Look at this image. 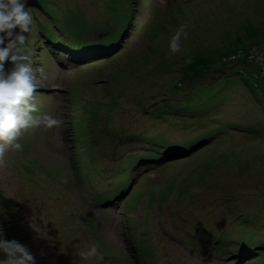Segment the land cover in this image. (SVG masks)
Here are the masks:
<instances>
[{
    "label": "rangeland",
    "instance_id": "rangeland-1",
    "mask_svg": "<svg viewBox=\"0 0 264 264\" xmlns=\"http://www.w3.org/2000/svg\"><path fill=\"white\" fill-rule=\"evenodd\" d=\"M48 2L59 4L60 12H76L78 32L89 23L92 27L99 15L117 17L127 0ZM131 11L123 43L106 58L91 55L90 48L71 63L52 59L54 46L45 44L34 17L33 32L26 34L40 81L36 102L56 97L61 104L55 118L62 123L29 129L20 138L23 150L9 151L0 162V230L5 239L26 245L37 264H96L80 255L89 244L103 254L100 264H222L214 248L221 243L204 235L201 225L234 236L239 227L223 219L239 204L252 207L239 214L242 223H250L253 214L264 222V74L247 59L219 62L224 51L264 42V0H138ZM111 22L107 32L121 21L110 30ZM182 24L187 36L182 51L173 55L169 43ZM96 39L90 45H97ZM216 67L224 68L225 77L212 72ZM232 67L236 73H229ZM69 97L82 99L88 108L85 124L71 107L79 144L73 127L63 121ZM159 99L157 109L166 110L165 118L148 117L136 132L148 138L165 130L167 143H179V137L193 151L160 158L156 168L143 166L130 190L117 193L114 183L102 179V167L120 172L131 144L124 128L135 129L147 114L144 109ZM110 123L113 130L106 127ZM79 145L99 163L84 166ZM248 261L253 262L237 264H264V254Z\"/></svg>",
    "mask_w": 264,
    "mask_h": 264
},
{
    "label": "trees",
    "instance_id": "trees-1",
    "mask_svg": "<svg viewBox=\"0 0 264 264\" xmlns=\"http://www.w3.org/2000/svg\"><path fill=\"white\" fill-rule=\"evenodd\" d=\"M137 1L138 0H127L126 7L119 9L120 12H118L117 17L118 16L120 17L118 18V20H117V17H114L113 15L109 13H106L105 17H101V15H99L96 18H93L92 27H91V23H89L88 24L89 26H83L78 32L76 30V26H74V22L77 19L78 14L76 12L74 13V11L71 8L68 9V11L65 10L64 12L63 11L60 12L59 10L60 5L49 3L48 0H27V6L31 9L32 15L34 19L37 21V23H40V30L42 34L46 35V38L49 41L48 46H51V45L55 46L56 43L59 42L60 47L62 48L64 47V49H66L65 46L69 47L68 51L70 52L71 56H74L76 54H81V53H82V56H86L90 52H92L89 50L91 48L93 49V52H94L91 55H103L100 58H103V57L106 58L107 54H111V52H114V50L118 48L120 44L123 43L120 41V38L122 37L124 32H126V30L128 29V25L130 26V22L132 19L131 9L133 10L135 2ZM142 1L144 2L145 0H142ZM41 10L43 12V15L39 13ZM155 10L157 11V9L153 8L150 10V12L154 14ZM95 14H99V12H96ZM109 15L112 20V22L110 23V26L111 25L114 26L115 24H118V21H121V22L117 27L115 28L113 27L112 31L107 32V30L105 29H106V26H108L107 25L108 21L110 20V18L107 17ZM91 17H95V15H92ZM44 18L45 20L41 21V19H44ZM59 23L61 24L59 25ZM101 24H103V26ZM112 26L108 28L111 30ZM89 30L90 31L94 30V31L91 34H86V32L87 31L89 32ZM104 32H107L105 33L104 36L96 37L97 39L90 38L92 37V35H95L96 33H104ZM144 32H146L147 33L146 35L148 36L149 30H145ZM91 39H96L97 45H90L89 41ZM62 44H65V45H62ZM263 45H264V42L256 44V45H251L247 47L245 50H243L240 47V48H236L234 51H230V52L224 51V53L219 57V62L230 64L232 61L236 62V60L240 58L246 60L250 57V55L253 52L257 51L259 47L260 48L263 47ZM124 51L116 53V55H113L112 58L117 57L119 54H122ZM138 54H140V46H139ZM65 56H66V53L65 51H63V54L61 55V57L65 58ZM71 56L69 57L68 55L69 59L71 58ZM135 57H136V53L128 57V60L129 59L133 60ZM252 64H255V63L252 62ZM233 65H235V63ZM233 69L234 68L232 67V70L229 71V73L231 74L236 73ZM212 72L214 74L217 73L218 78L225 77L221 75V74H224L223 67H216L214 68ZM199 79H202V77ZM41 94L45 95L44 92H42ZM72 96H75V95H72ZM81 100L82 99L78 101L74 97H70L68 99L69 103L67 101H64V103L69 104L71 107L75 105V107L79 110V117L80 119H82V122L85 124H88L89 123L88 108L84 106ZM160 101L161 100L159 99L158 100L159 104L157 106L154 105L149 110L144 109L146 110L145 112L147 114L144 116L143 120H140L134 124L135 129L124 128L125 129L124 131H126L130 137L131 144L128 147L131 148L132 150H135L134 148L136 146L135 141L144 142V141H141L143 139H140V138H144L145 140L150 142V144L145 149L139 150L138 154H135V152L133 151V154L131 155L128 154L125 156L127 158L125 161L127 162V165L129 167L127 169V173L125 174V171H124L125 166H124L123 168L119 169L120 172L118 171L116 175V179H111L113 180L112 183L115 184L114 187L116 188V191L118 190L117 193L121 191V194L124 195L127 193V191L130 190V186L133 185V181L136 182L142 176L143 166L151 167L152 165V166H155L156 168V166L159 164L157 161L160 158L161 160H164L165 157H167V155L168 156H180L188 152L190 154L193 151L192 150L193 147L185 146L179 137H178L179 143H167L166 140H168L169 137L165 136L167 135L165 130H163V134H162V130L159 129L161 131L157 135L155 134L148 138L143 135L144 131L136 132V129L142 127V125L145 123L148 117H150L152 120L154 119L158 120V119L165 118L166 110L163 111L162 109L160 110L157 109V107L161 105ZM36 103L39 109V113L49 114L52 116L55 115V112L57 110L56 97L53 98V100H49V99H47L46 101L44 100V102L41 105H39L38 102ZM67 115L68 116L66 117L70 120L69 112L67 113ZM109 121L110 119H108L106 123L108 124ZM107 124H106V127L108 128V130H113L114 127L112 128L111 126L112 124L110 123L109 124L110 126H107ZM137 138L139 139L136 140ZM203 140L206 141V139H203ZM102 145L104 146V143H102ZM81 150L86 151L85 149H81ZM80 154L83 155L84 152ZM189 154H187L186 156H188ZM180 158H186V157L184 156ZM90 160H91V155H90ZM162 166L167 167L169 166V164L166 163L165 165H162ZM105 169H109V168L103 165L102 170H105ZM111 175L112 174H109V176ZM130 175H133L131 179L129 178ZM145 179H148V177H145ZM131 194L127 195V197L130 198ZM241 206L242 205L240 204H239V207L233 206L231 212H227V208H226V212L228 213V215L227 217H224L223 220L227 223L228 222L233 223V225L239 227L237 230L238 232H235L236 234L233 232L234 236L232 237H228L223 234L218 235V232L214 233L212 231H209L208 229H205L203 225H201L202 230H204L203 231L204 235H207L210 237L212 236V238L218 239L217 242L219 241L221 243L220 246L214 244L215 246L214 248H215V257L220 258L218 260L223 261L222 264H237L241 260H246L247 262L252 263L253 261H248V260L254 259L255 257H258L264 254V226H263L264 222L259 221L261 217H256L253 214L252 221L250 222L252 224L248 223L249 222L248 220L242 223L239 219L240 218L239 214L241 213V211L243 210L245 206L244 207H241ZM258 206H254V207H258ZM245 208H247L248 210H251L252 207L246 206ZM229 213L230 214L234 213V214H231L230 216ZM237 233H240L241 235H238ZM207 236H204V237L207 238Z\"/></svg>",
    "mask_w": 264,
    "mask_h": 264
},
{
    "label": "clouds",
    "instance_id": "clouds-1",
    "mask_svg": "<svg viewBox=\"0 0 264 264\" xmlns=\"http://www.w3.org/2000/svg\"><path fill=\"white\" fill-rule=\"evenodd\" d=\"M185 27L182 24L171 37L169 51L173 55L182 51V37L187 36ZM33 29L34 19L27 0H0V162L9 151L23 150L20 138L29 129L41 124L48 128L59 127L62 123L52 115L39 113L36 96L40 81L26 35ZM254 65L259 69L258 63ZM0 253L4 257L0 264H37L35 255L26 245L5 239L2 230ZM80 255L84 260L95 258L96 264L104 259L95 244L87 245Z\"/></svg>",
    "mask_w": 264,
    "mask_h": 264
},
{
    "label": "built area",
    "instance_id": "built-area-1",
    "mask_svg": "<svg viewBox=\"0 0 264 264\" xmlns=\"http://www.w3.org/2000/svg\"><path fill=\"white\" fill-rule=\"evenodd\" d=\"M252 55V56H251ZM248 58L251 61H254L256 64L258 63L259 70L262 74H264V45L263 47H259L257 51L253 52Z\"/></svg>",
    "mask_w": 264,
    "mask_h": 264
},
{
    "label": "bare ground",
    "instance_id": "bare-ground-1",
    "mask_svg": "<svg viewBox=\"0 0 264 264\" xmlns=\"http://www.w3.org/2000/svg\"><path fill=\"white\" fill-rule=\"evenodd\" d=\"M114 52H115V51H114ZM114 55H116V53H115ZM112 179H114V178H112Z\"/></svg>",
    "mask_w": 264,
    "mask_h": 264
}]
</instances>
